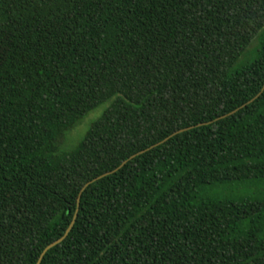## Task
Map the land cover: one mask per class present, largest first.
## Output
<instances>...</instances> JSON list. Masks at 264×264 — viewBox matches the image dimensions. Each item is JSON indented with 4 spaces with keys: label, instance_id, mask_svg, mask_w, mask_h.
<instances>
[{
    "label": "trees",
    "instance_id": "trees-1",
    "mask_svg": "<svg viewBox=\"0 0 264 264\" xmlns=\"http://www.w3.org/2000/svg\"><path fill=\"white\" fill-rule=\"evenodd\" d=\"M263 88L264 0H0V264L111 172L41 264H264Z\"/></svg>",
    "mask_w": 264,
    "mask_h": 264
},
{
    "label": "water",
    "instance_id": "water-1",
    "mask_svg": "<svg viewBox=\"0 0 264 264\" xmlns=\"http://www.w3.org/2000/svg\"><path fill=\"white\" fill-rule=\"evenodd\" d=\"M263 92H264V88H263V91L261 92V94H262ZM261 94H259V96H257V97H256L255 99H253L251 102H249V104H250V103H253L256 99H258V98L261 96ZM239 110H240V109H239ZM239 110H237V111H239ZM237 111L233 112L232 114L237 113ZM232 114H231V115H232ZM229 116H230V115H229ZM224 118H225V117H224ZM191 129H192V128L185 129V130H181V131L177 132L176 134H174L173 136H171L170 138H172V137H174V136H176V135H178V134H181V133H183V132H185V131L191 130ZM170 138H168V139L165 140L164 142H162V143H160V144H158V145H156V146L150 148L149 150H152V149H154L155 147L160 146L161 144H163V143H165L166 141H168ZM149 150H146V151H144V152H141L139 155L144 154L145 152H147V151H149ZM135 157H137V156H133L130 160L134 159ZM130 160H128V161H130ZM128 161H126L124 164H122V166H121L119 169H121L122 167H124V166L128 163ZM119 169H117L116 171H118ZM116 171H115V172H116ZM113 173H114V172H111V173L105 174V175H103V176H101V177H99V178H97V179H95V180L89 182V183L83 188V190L81 191V193H80V195H79V197H78V209H77V212H76V214H75V217H74V220H73L72 224L70 225V227L68 228L67 232L65 233V235H64L60 240H58L57 242H55V243H53L52 245H50V246H49V247L43 252V254H42L41 257H40V260H39L38 264H41V263L43 262V260H44V258H45V256H46V254H47L51 249H53V248H55L56 246H58V245H60L61 243H63V242L67 239V237L69 236V234L71 233V231L73 230V228H74V226H75V224H76V220H77V218H78L79 207H80V204H81V198H82V195H83L84 191H85L90 185H92L93 183H95V182H97V181L103 179L104 177H106V176H108V175H111V174H113Z\"/></svg>",
    "mask_w": 264,
    "mask_h": 264
},
{
    "label": "rangeland",
    "instance_id": "rangeland-1",
    "mask_svg": "<svg viewBox=\"0 0 264 264\" xmlns=\"http://www.w3.org/2000/svg\"><path fill=\"white\" fill-rule=\"evenodd\" d=\"M107 106L108 105H104L97 109L89 117H87L80 126H78L73 132H71L68 135L64 146L62 147V151L68 152L74 149L82 141L84 134L91 126V124L102 115Z\"/></svg>",
    "mask_w": 264,
    "mask_h": 264
}]
</instances>
